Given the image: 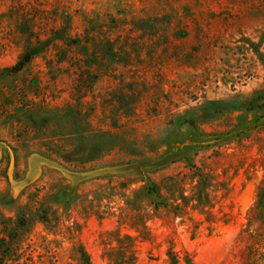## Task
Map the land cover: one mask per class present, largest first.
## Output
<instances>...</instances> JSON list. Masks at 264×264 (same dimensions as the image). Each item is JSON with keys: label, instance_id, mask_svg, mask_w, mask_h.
I'll use <instances>...</instances> for the list:
<instances>
[{"label": "rangeland", "instance_id": "rangeland-1", "mask_svg": "<svg viewBox=\"0 0 264 264\" xmlns=\"http://www.w3.org/2000/svg\"><path fill=\"white\" fill-rule=\"evenodd\" d=\"M262 189L264 0H0V264H264Z\"/></svg>", "mask_w": 264, "mask_h": 264}, {"label": "trees", "instance_id": "trees-1", "mask_svg": "<svg viewBox=\"0 0 264 264\" xmlns=\"http://www.w3.org/2000/svg\"><path fill=\"white\" fill-rule=\"evenodd\" d=\"M148 191L152 193L156 198H159L158 192L152 188H148ZM256 208L259 207L262 211V214L264 216V189L260 190L257 195V201L255 203ZM80 251V257H79V264H91L89 261L88 256L85 254V252L82 249H79ZM170 261L171 264H178L177 257L175 254H170Z\"/></svg>", "mask_w": 264, "mask_h": 264}]
</instances>
